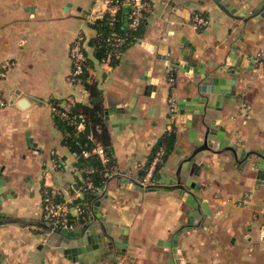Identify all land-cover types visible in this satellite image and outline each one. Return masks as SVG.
<instances>
[{"label":"crops","instance_id":"1","mask_svg":"<svg viewBox=\"0 0 264 264\" xmlns=\"http://www.w3.org/2000/svg\"><path fill=\"white\" fill-rule=\"evenodd\" d=\"M236 1L222 3L232 8ZM67 3L71 5L64 10ZM149 3L143 37L116 64L95 62L90 69L102 91L104 111L128 104L137 92L135 115L140 120L116 134L107 121L115 167L104 191L87 203L88 213L99 200L97 212L104 221H93L112 226L125 239V253L117 264H161L170 258L160 242L186 223L185 195L166 189L138 191L129 180L137 181L153 146L169 132H175L176 140L160 173L172 176L177 161L195 148L192 140H200L205 130L200 117L193 115L196 136L187 133V116L179 114L174 102L183 96L188 78L170 61L185 64L189 56V64L218 63L234 53L235 46L241 64L251 62V68L240 71L231 104L215 114L204 100L195 105L207 113V121L214 120L215 135L236 145L237 159L226 150L198 153L195 164L201 171L193 178L211 214L194 218L190 229L180 235L178 249L182 264H264V185L257 183L253 157L243 158L246 150L264 147V18L242 24L211 0ZM95 4L96 0H0V70L4 63H12L0 77V95L8 102L0 107V169L8 177L5 192L12 197L0 207L8 216L0 226V264H76L58 248H40L45 239L41 233H47L42 228L43 192L57 190L61 197L80 202L85 196L79 188L82 171L75 167V154L62 143L48 102L54 98L88 104L87 91L67 80L68 50L80 32L84 52L92 57L88 42L95 30L86 17ZM173 4L179 11L174 12ZM185 8L187 12L181 11ZM193 14H201L207 25L194 26ZM165 54L169 60L160 58ZM147 83L155 85L150 97L142 95ZM21 99L26 100L24 107L18 105ZM26 133L31 146L26 144ZM214 145L218 148L219 140ZM88 221L87 215L84 223Z\"/></svg>","mask_w":264,"mask_h":264},{"label":"water","instance_id":"2","mask_svg":"<svg viewBox=\"0 0 264 264\" xmlns=\"http://www.w3.org/2000/svg\"><path fill=\"white\" fill-rule=\"evenodd\" d=\"M211 1L217 4L233 20L240 21L245 25L249 21L254 23L264 18V0H258L254 4L250 2L240 4L242 0H237L234 2L235 6L232 8H229V3L223 4L222 0ZM190 3V1L187 2V5ZM69 5L71 4L67 3L64 10H67ZM172 6L174 12L179 11L174 8V4ZM31 10L32 8H30ZM181 11L187 12V8ZM231 49L234 50V53H227L221 62L218 63L211 61L201 63L196 61L189 64V56L184 59L185 64H181L177 60L170 61L171 67L177 68L180 72L186 74L188 78V83L182 89L183 96L174 102L179 114L187 116V120L185 121L187 133H192L191 136L193 137L196 136L194 133L195 128L192 126L193 119L191 117L193 115L200 117L199 124L205 130L201 134L200 140H192L195 148L189 150L183 159L177 161L176 169L172 176H168L166 173H159L157 175V182L154 185L146 187H143L137 181L133 182L129 180L132 188L138 191L166 189L174 191L181 197L185 195L184 202L189 206L186 214L189 217L186 223L171 235L169 240L160 242L161 246L170 252V258L161 264H182L181 254L178 249L180 235L190 229L194 218L201 220L203 217L211 214V211L207 207V202L200 196L199 184L193 178V176H198L201 171L200 166L195 164L198 153L203 150L211 152L226 150L231 152L233 157L237 159L236 145L233 143L229 144L228 142L224 143V140L220 139L221 137L215 135L214 132L217 130L212 126L214 120L207 121V113L195 105L197 101L204 100V103H207L215 114L224 105L231 104L233 98L236 96L235 83L240 71L251 68V62H248L247 65L241 64V57L235 50V46H232ZM160 58L169 60L170 56L165 54L160 56ZM154 86L150 83L145 84L142 95L150 97L152 95L151 89ZM192 88H194V92ZM137 96L138 93L136 92L128 104L124 103L117 106V108L111 107L105 109L103 118L109 121L113 134H116L117 130L121 127L139 122L140 119L138 118L137 120L135 115L139 111V107L135 105ZM18 105L24 107L26 100L21 99ZM216 139L219 140V147L213 148ZM25 140L26 144L31 146L32 140L29 137V133H26ZM249 157H253L254 159L252 170H256L257 183L264 185V147L246 150L243 158L247 159ZM167 176L169 178L165 180ZM7 182L8 177L0 169V207L5 200L12 198L5 192V184ZM98 206L99 200L93 203L91 212L88 213L89 221L82 224L79 228L51 230L50 226L43 224L42 228L47 233H41L45 239L40 244V248H44V250L58 248V252L63 257L76 264H117L119 256L125 253V239H121L119 235H116L112 226L98 224L93 221L94 218L103 220L97 212ZM7 217L0 210L1 227L4 225L3 221ZM261 229L264 230V224L261 226ZM119 234H122V232H119Z\"/></svg>","mask_w":264,"mask_h":264},{"label":"trees","instance_id":"3","mask_svg":"<svg viewBox=\"0 0 264 264\" xmlns=\"http://www.w3.org/2000/svg\"><path fill=\"white\" fill-rule=\"evenodd\" d=\"M129 11L127 7H120L114 15L105 14L88 23L95 30V35L88 42L92 46V57L85 54L86 58L82 63L81 72L77 76L78 84L88 93V104L54 98L48 102L49 106L55 109L51 113L54 125L62 133V143L76 156L75 167L82 171V180L88 178L94 186H105L110 177L105 176L104 173L114 169L115 158L113 156L111 130L108 122L103 118L102 91L98 87L97 81L90 75V69L94 67L95 62L108 61L111 65L116 64L120 55L143 37L149 13L144 14L137 27L132 29L128 27ZM117 38L118 40H116ZM64 110L66 116L62 115ZM81 117L83 128L77 130L75 123ZM175 140V132H169L155 143L146 164L140 171V176L144 174V169L154 158L156 152L162 148L161 161L155 164L152 174L153 179L157 178L164 161L174 147ZM96 145L103 147L108 157L107 163L103 164L96 154H90L88 157L83 156V151H92ZM94 198H96L95 193L89 190L85 193L83 201L90 203Z\"/></svg>","mask_w":264,"mask_h":264},{"label":"built area","instance_id":"4","mask_svg":"<svg viewBox=\"0 0 264 264\" xmlns=\"http://www.w3.org/2000/svg\"><path fill=\"white\" fill-rule=\"evenodd\" d=\"M95 3V0H94ZM98 6L96 9L92 10L86 17V21L93 22L98 18H101L103 15H114L120 7L129 8V28H136L142 19L144 14H148L151 10L149 0H96ZM208 20L201 16V14L192 15V24L194 26H205L207 25ZM118 40V38L116 39ZM84 37L79 32L77 33L72 42L69 45L68 56L71 61L72 68L67 76V80L71 85L78 84V74L81 72V66L84 62L86 56L83 49ZM261 63V61H260ZM12 66V63H4L1 66L0 77L4 76L5 70ZM173 78H170L172 81ZM8 102L5 101L0 95V107H3ZM50 110H55L53 107H50ZM65 110L62 111V115H65ZM76 129L81 130L83 128V119L79 118L78 122L75 123ZM90 154H96L100 161L105 164L108 162V157L106 156L104 149L101 145H96L92 151H83V156L88 157ZM163 155V149L160 148L154 158L152 159L150 165L144 169V174L137 178V183L141 184L143 187L154 185L156 180L152 178L155 164L161 161ZM113 174V171H106L105 176L110 177ZM80 191L82 194H85L89 190H92L95 194L99 195L104 191V187L94 186L93 183L85 178L82 180L80 186ZM57 190H45L42 197V220L44 224L50 226V229H61V228H70L73 225L83 224L88 215L89 205L84 201L80 202L77 199H65L61 197Z\"/></svg>","mask_w":264,"mask_h":264},{"label":"rangeland","instance_id":"5","mask_svg":"<svg viewBox=\"0 0 264 264\" xmlns=\"http://www.w3.org/2000/svg\"><path fill=\"white\" fill-rule=\"evenodd\" d=\"M97 6H98V3H97V4H95L94 6H92V8H93V7H97ZM90 8H91V7H90Z\"/></svg>","mask_w":264,"mask_h":264}]
</instances>
